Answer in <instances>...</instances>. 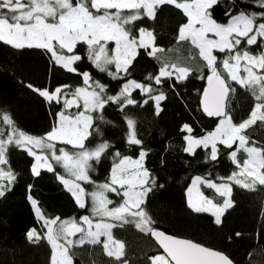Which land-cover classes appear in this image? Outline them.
<instances>
[{
    "label": "trees",
    "instance_id": "trees-1",
    "mask_svg": "<svg viewBox=\"0 0 264 264\" xmlns=\"http://www.w3.org/2000/svg\"><path fill=\"white\" fill-rule=\"evenodd\" d=\"M209 11L217 23L227 24L232 15L240 12L260 13L264 9L257 6L256 0H218ZM186 23L187 16L181 9L173 4H163L158 6L155 19L143 15L141 19L127 25L137 37L140 28L152 31L154 44L164 51L150 56L149 50L137 48L128 72L118 73L119 79H113L108 73H101L94 67L88 56V46L83 42H78L72 53L61 50L65 55L75 54L81 57L74 63L77 71L69 72L56 64L51 53L45 49H16L0 41V114L7 113L20 131L43 137L56 125L55 114L62 110L63 102H48L38 92L28 88V84L50 92L67 85L70 87L63 89V92H71L77 87H87L81 75L85 71L90 73L93 80L108 85V95H116L129 79L143 84L151 83L156 89L152 96L160 93L165 96V99L158 103L159 111L154 99L135 89L131 92L135 104L125 103L121 107L119 103L109 102L102 112L98 110L91 113L97 117L103 115V121H94L93 128L89 129L91 135L84 142L86 148L93 149L105 141L110 147L99 161H89L91 182L81 181V187L91 193L97 185L109 182L111 169L114 163L119 162L116 152L121 156L137 159L143 148L147 153L143 167L150 174L147 187L151 190L145 196L141 207L154 221L153 228L167 235L190 239L221 251L234 264H264V186L257 184L256 189L250 191L227 181L232 187L229 199L233 206L224 211L219 225L215 223L212 214L195 212L187 204L186 190L194 177L200 176L221 184L225 181L220 178L228 177L234 171L238 172L229 155L238 143L234 144L232 149L217 144L216 160L210 159L209 147L199 146L193 154L184 151L185 136L202 137L212 132L220 120V117H209L202 109L201 98L207 77L211 73L199 56L197 48L187 40H178L180 26ZM258 41L257 45L251 46L244 42L242 48L253 55H259L264 52V41L262 38H258ZM213 54L217 57L218 64L230 55L219 51H214ZM165 60H179L196 70L190 72L183 80H177L178 73L162 77V83L159 85L155 84L154 80H147L149 75L155 77L159 74ZM108 67L115 72L113 65ZM220 70L227 76L222 65ZM228 83L235 89L230 94L228 113L233 118V123L239 124L249 117L256 101L251 91L230 79ZM128 119L135 121L137 137L143 142L142 145L130 146L126 142ZM184 125L192 129L191 133L182 131ZM9 130L10 126L3 123L0 115V131L7 134ZM245 133L257 146H264V122L257 121L246 129ZM54 144L57 153L59 148L73 154L80 151L67 144ZM38 152L45 151L39 149ZM237 156L241 161L246 158L242 151L238 152ZM6 158L8 164L0 168H11L16 179L11 184L6 179L0 180V185L4 186V195L0 196V264H50L52 248L46 239L45 228L36 216L32 200L37 202L45 218L75 220L82 225L80 218L88 216L92 222L106 220L116 225L110 231L113 240L124 245L125 255L120 261L106 254L101 237L100 243L97 244L85 242L73 245L70 248L73 264H121L124 260H127L128 264H151L150 257L162 255L151 234L136 227V218L134 220L129 216L128 220L132 222L123 223L99 217L92 211L93 202L90 196L84 197L86 206L79 207L58 179V176L69 178V174L61 164L52 160L50 155L48 160L54 170H40L39 175L32 173L33 157L14 143L7 145ZM152 178L155 185L151 183ZM201 192L215 204L221 205L224 202V197L210 188L202 186ZM106 195L112 201V204L108 205L109 208L118 206L124 199L122 195L114 192H108ZM31 229H36L44 238L30 242L26 234ZM237 233L240 235L237 236ZM80 236V233H77L70 239L76 241Z\"/></svg>",
    "mask_w": 264,
    "mask_h": 264
},
{
    "label": "snow or ice",
    "instance_id": "snow-or-ice-1",
    "mask_svg": "<svg viewBox=\"0 0 264 264\" xmlns=\"http://www.w3.org/2000/svg\"><path fill=\"white\" fill-rule=\"evenodd\" d=\"M218 0H0V41H3L16 49L39 48L51 53L55 62L69 72H76L73 67L75 61L80 60L79 55H65L61 50L66 49L72 53L78 42H83L88 46L89 59L94 67L101 73H108L113 79H119L117 75L121 71L128 72L129 66L136 55V48H149V55H154L159 51H164L154 44V34L144 28L139 29V36L133 34V30L127 25L141 19L146 15L150 19H155L156 10L159 5L174 4L182 9L188 17V23L181 25L179 29V41L191 40V43L199 49V56L207 62V68L211 73L207 79L209 87L205 89L201 104L203 111L209 117H220L217 127L206 135L194 138L185 136L187 146L184 151L193 154L196 146L208 148L211 145L210 159L216 160L218 156L217 143L232 149L234 144H238L235 150L229 153L230 159L239 169L228 177L220 178L221 184L217 185L211 180L197 176L193 178V185L206 184L213 188L221 196H231L232 187L227 181L239 185L242 188L254 191L257 184L264 186V146H257L254 140L246 135L245 130L253 126L257 121L264 122V52L253 55L250 51L242 48L246 42L248 46L257 45L258 38H264V11L260 13L240 12L232 15L227 24L217 23L209 9H212ZM258 7L264 9V0H256ZM115 10L114 12L110 10ZM95 10V11H93ZM124 10H129L124 12ZM141 10H143L141 12ZM228 15V13H226ZM199 25V27H196ZM213 33L217 39H208L207 34ZM108 41H115L116 48L112 53L106 50L105 44ZM58 46V47H57ZM213 49L219 52L230 53L222 62L218 64L217 57L213 54ZM159 59V57H157ZM243 62V64H242ZM115 66V72L109 69V65ZM227 72L224 76L220 67ZM196 69L182 64L179 60L170 62L165 60L155 77L149 75L147 80L159 85L162 77L177 74V80L185 79L190 72ZM241 71L244 73L241 74ZM83 82L87 87H77L74 91L63 92V89L70 86L57 87L54 92L47 89H37L28 84L32 89L48 102H61L63 96V108L55 115L58 124L43 137H35L20 131L7 113H2V121L10 126L7 134L0 131V166L7 165L6 158L7 145L15 144L18 148H23L34 155L37 164L32 166L34 175H39L38 168L46 166L48 171H53L49 157L37 155L29 145L34 148L47 149L51 153V159L57 164H62L74 180L65 179L58 176V179L68 188L79 207L86 206L84 197L90 196L93 202L92 211L98 216H107L116 221L129 223L131 216L135 220L136 227L142 232L150 233L156 238L159 246L167 255H157L150 257L151 264H233V261L223 252L211 249L190 239L177 238L167 235L152 227L154 221L147 211L141 207L144 204V197L151 190L145 187L149 183V172L143 168V160L147 155L141 148L138 159L129 156H121L118 163H114L111 169L109 182L97 185L91 193H87L76 181L91 182L89 171L90 160L99 161L102 155L109 149L108 142L97 144L93 149H87L85 140L91 135L89 131L93 128L94 121H103V115L99 117L92 115L96 111L104 109L109 102L119 103L121 107L126 104H135L131 98V89H140L147 93L150 99L158 102L165 99L163 93L152 96L156 90L152 84H143L135 80H127L116 95H108V85L99 80H93L90 73H81ZM238 83L241 87L251 91L254 100L252 111L249 117L239 124L233 123V118L228 113L230 94L235 91L228 80ZM71 97V98H69ZM82 101V104L80 103ZM147 103V101H145ZM72 107L83 108L75 114H66V110ZM128 133L127 143L131 145H142V141L137 137L135 121L127 120ZM191 133L192 129L184 125L182 131ZM58 141L70 144L80 149L77 153H69L64 148H59L57 155L56 145L52 142ZM243 152L246 158L242 161L237 153ZM43 163H39V162ZM6 179L9 184L16 179L15 173L8 168H0V180ZM151 183L155 185L154 178ZM118 186V187H117ZM31 187V186H29ZM162 187V186H161ZM3 185H0V196L4 195ZM121 189L123 191L121 192ZM114 192L123 196V202L118 206L109 208L112 201L108 199L106 193ZM192 192V188H189ZM29 199L32 200L31 196ZM32 205L36 210L38 219L44 220L47 228L46 238L52 246L50 264H73L70 248L75 244L85 242L100 243V237L106 236L107 241L103 247L109 257L115 256L117 261L125 255L124 245L114 242L111 228L116 226L109 223H96L95 231L92 230V220L88 216L80 219L88 225L85 230L75 220H61L59 217L45 218L37 202L32 200ZM189 206L195 212L211 211L215 216V223H221V216L227 208L233 206L231 199H225L223 205H218L212 199L207 198L203 193L197 192L195 200L189 201ZM55 226V227H54ZM80 233L79 240H72L70 237ZM27 239L30 242L43 239L36 229L27 232ZM237 236L240 233L236 234ZM109 242L115 243V250L110 248ZM121 264H128L127 260Z\"/></svg>",
    "mask_w": 264,
    "mask_h": 264
},
{
    "label": "rangeland",
    "instance_id": "rangeland-1",
    "mask_svg": "<svg viewBox=\"0 0 264 264\" xmlns=\"http://www.w3.org/2000/svg\"><path fill=\"white\" fill-rule=\"evenodd\" d=\"M188 2H190V1H188ZM174 5V4H173ZM182 10V9H181ZM183 11V10H182ZM187 23H188V17H187ZM186 23V24H187ZM196 27H199V25H196ZM139 36V35H138ZM207 37H208V39H217L216 37H215V35L213 34V33H208L207 34ZM263 39V41H264V38H262ZM187 41H189L190 43H191V40L189 39V40H187ZM192 44V43H191ZM193 45V44H192ZM194 47H195V45H193ZM58 47V46H57ZM105 47H106V50H108L109 51V53H112L113 52V50L116 48V44H115V41H108V42H106V44H105ZM64 50H66V49H64ZM137 50V48L135 49V51ZM147 50H149V52H151V47H149V48H147ZM197 50H198V52H199V49L197 48ZM67 51V50H66ZM214 51H217V50H215V49H213V52ZM88 52H89V50H88ZM71 55H73V54H71ZM71 55H69V56H71ZM88 56H89V53H88ZM203 59V58H202ZM53 60L55 61V59L53 58ZM91 61V60H90ZM205 63H206V65H207V62L205 61V60H203ZM75 63V62H74ZM57 64V63H56ZM242 64H243V62H242ZM59 65V64H58ZM61 66V65H60ZM113 66H114V64H113ZM73 67H74V64H73ZM65 69V68H64ZM114 69H115V66H114ZM121 72H123V71H121ZM241 74L243 75L244 73L241 71ZM261 74H264V71H262L261 72ZM118 75V74H117ZM133 90H135V89H131V92L133 91ZM140 90V89H139ZM69 98H71V97H69ZM61 101L63 102V96H61ZM154 102H155V105L157 106V101L154 99ZM81 104H82V101L80 102ZM159 103V102H158ZM78 111H83V108L81 107V108H77V107H72V108H70V109H67L66 110V114H69V115H71V114H75V113H77ZM58 124V120H57V123H56V125ZM52 143H61V142H58V141H54V142H52ZM237 143H238V141H237ZM62 144H64V143H62ZM217 144H220V143H217ZM67 145H69V146H72V145H70V144H67ZM202 146V145H201ZM29 148H33V149H37V148H34L32 145H29L28 146ZM73 147V146H72ZM203 147V146H202ZM209 148H210V150H211V145H209L208 146ZM73 148H75V147H73ZM76 149H78V148H76ZM37 150H39V149H37ZM80 150V149H79ZM34 151V150H33ZM44 151L45 152H41V153H39V152H37V151H34L37 155H43V156H46V157H49V155L51 156V153H50V151L48 150L47 151V149H44ZM66 151V150H65ZM68 152V151H67ZM77 152H79V151H77ZM76 152V153H77ZM70 153V152H69ZM60 153H57V155H59ZM32 157H33V160H34V164H37L38 162L36 161V159H35V156L34 155H31ZM138 159V158H137ZM135 160V159H134ZM39 163H43L42 161L41 162H39ZM48 163H50L49 162V160H48ZM33 164V165H34ZM142 164H143V162H142ZM62 165V164H61ZM65 168V167H64ZM144 168V167H143ZM40 169H47V167L46 166H44V167H39L38 168V170H40ZM66 170V169H65ZM238 171H239V169H238ZM66 172L69 174V172L66 170ZM65 179H69V180H74V177H72V176H70V174H69V178H65ZM80 182L81 181H76V183H79L80 184ZM217 185H219V184H217ZM202 186H204V187H207V188H210V187H208L206 184H203V183H201V184H197V185H193V180L191 181V183H190V185H189V187H188V189H187V193H186V196H187V204H188V206H189V201H190V199L191 200H195L196 199V196H197V192H200V193H202L201 192V187ZM145 187H147V184L145 185ZM189 188H192V192L190 193L189 192ZM210 189H212L213 191H215V193H217L216 192V190L215 189H213V188H210ZM217 194H219V193H217ZM220 195V194H219ZM225 199H227V197L228 196H223ZM145 198V197H144ZM85 200V199H84ZM221 205H223V204H221ZM190 207V206H189ZM191 208V207H190ZM192 209V208H191ZM193 210V209H192ZM35 212H36V210H35ZM208 212H210L211 213V211H208ZM95 214V213H94ZM96 215V214H95ZM98 216V215H97ZM214 216V215H213ZM99 217H104V218H109V217H107V216H99ZM139 218L137 217L136 218V220H138ZM40 221H41V223H42V225L44 226V220L43 219H39ZM81 222H82V227L85 229V230H87V228H88V225L87 224H85L82 220H81ZM96 223H109L108 221H106V220H104V221H97V222H92V224H93V227H92V230L93 231H95L96 229H95V225H96ZM109 224H111V223H109ZM55 227V226H54ZM44 228H45V231H46V235H47V228L44 226ZM81 235V234H80ZM102 238H103V240H104V242H106L107 241V237L106 236H101ZM100 237V238H101ZM77 240H79V239H77ZM104 242H103V244H104ZM115 242V241H114ZM109 245H110V248H112L113 250H115V243H113V242H109ZM113 257H115V256H113Z\"/></svg>",
    "mask_w": 264,
    "mask_h": 264
},
{
    "label": "crops",
    "instance_id": "crops-1",
    "mask_svg": "<svg viewBox=\"0 0 264 264\" xmlns=\"http://www.w3.org/2000/svg\"><path fill=\"white\" fill-rule=\"evenodd\" d=\"M56 126V125H55ZM188 136V135H187ZM186 141V140H185ZM186 146H187V142H186ZM197 147H199V146H196L195 148H197ZM32 150H34V151H37L38 152V150L37 149H33L32 148ZM27 151V150H26ZM28 152V151H27ZM29 153V152H28ZM33 164H34V161H33ZM33 166V165H32ZM40 170H48V169H40ZM40 170H38V171H40ZM33 173V172H32ZM193 180V179H192ZM61 181V180H60ZM82 181V180H81ZM62 183V182H61ZM63 184V183H62ZM63 186H64V188L68 191V188L63 184ZM70 194H71V192L70 191H68ZM186 193H187V190H186ZM72 195V194H71ZM72 197H73V195H72ZM226 198V197H225ZM225 198H224V200H225ZM73 199L75 200V198L73 197ZM227 199H229V197H227ZM186 200H187V196H186ZM75 202H76V200H75ZM78 205V204H77ZM36 213V212H35ZM207 213H210V212H208L207 211ZM210 214H212V212L210 213ZM213 215V214H212ZM214 219H215V216H214ZM47 239V238H46ZM114 241V240H113ZM116 242V241H115ZM86 243H88V242H86ZM51 248H52V246H51Z\"/></svg>",
    "mask_w": 264,
    "mask_h": 264
},
{
    "label": "water",
    "instance_id": "water-1",
    "mask_svg": "<svg viewBox=\"0 0 264 264\" xmlns=\"http://www.w3.org/2000/svg\"><path fill=\"white\" fill-rule=\"evenodd\" d=\"M208 87H209V84H208V79H207L205 89L208 88ZM205 89H204V91H205ZM203 94H204V92H203ZM203 94H202V98H201V100L203 99ZM201 106H202V104H201ZM202 109H203V106H202ZM151 238H152V240L154 241V243L156 244V246L159 248L161 254L164 255V256H166L167 254L164 253V250L159 246V244H158L157 241H156V238L153 237L152 235H151ZM182 239H183V238H182ZM233 264H234V263H233Z\"/></svg>",
    "mask_w": 264,
    "mask_h": 264
}]
</instances>
